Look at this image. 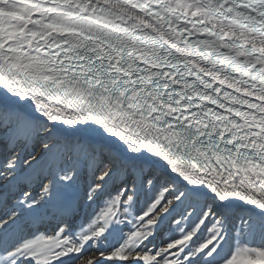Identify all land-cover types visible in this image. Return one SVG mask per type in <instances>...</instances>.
Wrapping results in <instances>:
<instances>
[{"label": "snow or ice", "instance_id": "6c2138e0", "mask_svg": "<svg viewBox=\"0 0 264 264\" xmlns=\"http://www.w3.org/2000/svg\"><path fill=\"white\" fill-rule=\"evenodd\" d=\"M52 261L264 264V0H0V264Z\"/></svg>", "mask_w": 264, "mask_h": 264}, {"label": "bare ground", "instance_id": "6f19581e", "mask_svg": "<svg viewBox=\"0 0 264 264\" xmlns=\"http://www.w3.org/2000/svg\"><path fill=\"white\" fill-rule=\"evenodd\" d=\"M90 212H91V209H86V210H84V211H82L81 213H83V216H79L78 217V219H77V221H75V230H79V225H83V226H85V223L86 222H88V215L90 214ZM47 219H51V222H50V225L51 226H53L54 224H56V223H59L60 222V220L59 219H61V216H60V213H59V211L58 210H56L55 208H53V209H50L49 210V212L47 213V216H46V218L45 219H43L42 221H41V223H44V220H47ZM56 222V223H55ZM64 225L63 224H60L59 225V227H63ZM56 231H58V227H57V230ZM56 233V232H55ZM55 233H51V235L50 236H53V235H55Z\"/></svg>", "mask_w": 264, "mask_h": 264}, {"label": "rangeland", "instance_id": "374dc122", "mask_svg": "<svg viewBox=\"0 0 264 264\" xmlns=\"http://www.w3.org/2000/svg\"><path fill=\"white\" fill-rule=\"evenodd\" d=\"M93 207H94V206H93ZM91 211H92V209H91ZM90 213H91V212H90ZM81 216H83V213H81ZM88 219H89L88 222L85 223V227H86L87 224L90 222V217H89V215H88Z\"/></svg>", "mask_w": 264, "mask_h": 264}]
</instances>
